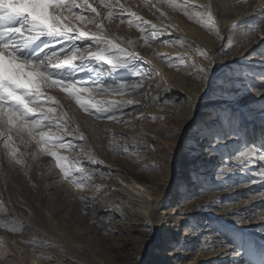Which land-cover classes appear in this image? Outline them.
<instances>
[{"label":"rangeland","instance_id":"374dc122","mask_svg":"<svg viewBox=\"0 0 264 264\" xmlns=\"http://www.w3.org/2000/svg\"><path fill=\"white\" fill-rule=\"evenodd\" d=\"M127 1L128 0H120V3L123 4ZM137 1L140 3L139 9L144 10L147 14L146 16L151 17L153 8L148 7L146 1ZM210 1L213 2L215 7L218 27H223V35H219V38H217L216 33L202 27L201 24L195 20L194 15L203 13L201 12L203 9L189 6L190 15L193 16V19L190 20L183 14V10H171V8L164 4H159V7L162 8V11L165 10L166 13L169 12V15H175L176 19L180 17L177 20L178 22L183 21V23H187L186 25L184 24L185 26L190 28L194 27L196 35L203 41L201 51L207 52L208 50V52H212L213 54L211 55L217 59L210 86L206 89V95L199 100L200 108L197 111V116L200 121H205V125L213 122L217 131L222 134L219 139L220 142H233V144H231L232 146L228 145L223 147L222 152L219 150L214 152L215 149L210 148V146L213 145L211 141L216 139L215 135L217 131L215 130H213L212 133H208L207 136H203L198 140L194 138L192 141L189 140L191 136H193L192 134L196 132L195 130H190L186 135L181 132L183 123L194 113L193 101L197 99L198 93L205 86L206 76L202 74L205 78L200 79L195 76L190 77V75H186L184 85L180 86L181 84H179V79L176 75H173L171 80L169 77L164 78L163 74H178V70L181 69L191 70V62L189 61H186V65H180L178 68L175 63L169 66L166 61H161L160 63L165 73L162 72L158 74L153 66L150 65V68L149 64L148 66L145 64L143 65L137 63L135 60L136 66L145 73L143 86L138 89V91L125 93L123 95L105 93L96 97V99L115 103L131 102L130 107L123 109L119 113L120 118L118 121L107 119L97 120L87 115L82 112L73 101L66 97L65 94L60 93L58 90L50 89L48 94L54 96L62 109L67 113L70 127L75 130L74 127L78 126L85 131L84 134H86V138L88 137V144L85 142L82 144L80 140H78L76 144L80 149L83 145L82 148L84 147V152L87 155L89 153L88 156L91 157V159L95 158L98 161V166H95L97 167V171L103 170L99 171L103 176H105V169L108 168L114 169L120 165L131 168V166L134 165H141L144 170L151 171V173H154L158 167L155 173L158 176L165 177L169 172L172 156L175 153V161L178 164L180 161H183V156H187L188 158L195 156L197 158L200 157L202 163H204L207 157L217 158L219 161L217 160L218 165L215 167V172H223L220 169L224 171L228 170L233 176L229 181L227 179V174L223 175L224 173H221L219 176H223V179H218L219 184H217L220 189L214 191V189L211 190V187L208 188V186L204 191L208 195H212V193L215 192L217 193L213 195H219L223 192L228 195L224 199L219 200L211 210L212 216L209 222L203 218L196 221H201L203 224L209 223V227L204 228V230H209L210 235L207 233L208 236H215V238L210 240L213 241L210 244L211 247L222 246L223 248L225 247V249L228 248L229 256L227 261L222 264H264V195L259 194L264 193V180H262L259 175H253V172L259 173L264 170L261 168V166L264 165V161L257 160L255 163L249 164L246 161L241 162L236 159L239 150H242L245 145L255 144L260 146L264 144V79H261V76H264V39H262V37H264V23H259L257 25V21L264 20V16H257L255 20L248 22L247 25L240 24L241 20L249 18L254 13L258 12L255 10L259 7L257 5L259 0ZM149 2L150 4L156 3V0H149ZM261 2L262 1H260V3ZM250 5L251 8H249ZM114 8L118 14L117 9L119 5L114 3ZM99 11L102 13L106 12L105 9H99ZM240 16L242 17L241 19L239 18ZM235 19L237 20L234 25L238 24L239 26L231 31L229 25L234 23ZM118 20L119 16L115 15L110 25L119 32V36H122L123 46L130 48L127 43L124 42L123 33L120 35L122 31ZM250 25L255 26L254 32L251 35L248 34ZM200 34L201 37L199 36ZM229 39H231V42H229ZM138 41L143 43V39L141 38H139ZM141 43H138L135 48L139 50L138 47H141ZM171 47L172 45L170 46L172 50L173 48ZM221 65H223V67H220ZM121 74L125 75L129 81L138 79V77L126 72V70H122L114 74V76ZM114 76L105 77V79L111 80ZM181 88L183 91L179 92ZM215 88H217L218 91L216 95H218L219 98L217 99H221L219 100L220 105L222 104L224 106L221 108H213L210 112L211 117L205 119L206 117H203V113L207 109L203 105H205L207 101L212 100L211 95ZM258 88L261 90L258 91ZM220 105L218 104V106ZM153 117L156 119H153ZM160 117H163V119H160ZM79 135L81 134H78V136ZM125 148L130 151L124 152ZM140 152L144 154L137 155V153ZM68 153L71 154L69 151L67 153L63 152L62 154L68 156ZM41 160L48 163V166L55 172L56 181L61 183V190L56 196H51L50 193L52 191H49L45 186H40V192L46 193V197L43 201L45 203L50 198L54 197L53 214L55 223L58 225L60 224L59 226L62 230L63 227L66 228L67 232H69L66 234L71 235L78 231L79 224L81 223V216L77 211L71 210L72 195L68 190L70 184L59 178L58 170L55 169L54 162L51 161L50 157H41ZM27 163L29 164L27 170L28 176L34 177V180L39 183L40 174L42 172L41 162H28L27 160ZM5 165L8 172H10L8 180L6 181L0 176V242H2L0 243V264H31L29 263V258L35 259L33 262L36 263L38 261L37 255H34L31 250H26L24 248H26L25 246H33V242L35 241L33 239L38 236L39 232H47V221L43 217L37 215L33 207L29 205V202H26L29 196L28 193L23 190L20 192L18 189L25 185V183L20 185L23 179L26 178L23 171L6 159ZM235 165H237V167H234ZM15 174L17 177L16 180L13 181ZM252 180L258 182L255 184L249 183ZM6 183L7 188L5 187ZM13 184H16V186ZM108 185L109 184H104L100 186L108 191L106 187ZM9 186H13L14 189H17V193L10 192ZM110 189L115 191L119 190V187L112 186ZM177 191L179 193V188L175 189V192ZM178 193H176V195H178ZM79 196L81 195L79 194ZM19 197H21V203L16 202ZM224 203H226V206H224ZM228 207H234L237 214L232 216V218L236 220L229 221L230 226L226 228L224 227L222 215ZM109 208L110 210H119L120 205L112 204ZM197 224L199 225V223ZM21 225H23V227H21ZM14 228H19L20 230L16 232L11 231V229ZM99 229L101 230L99 236L100 246L105 248V250L107 249V255H110L111 248L120 247L117 241L120 239L119 234L122 231L116 232L115 230H111L113 228L105 229L103 227ZM48 232L47 234L49 237H54L55 240H58L57 236H52L50 231ZM22 235L26 238V241H28V244L24 243L22 246L15 244V242L11 240H6L5 242L3 238L4 236L10 238L11 236ZM59 242L60 244L58 246L60 247L66 245L62 240ZM202 244L203 241L200 238L198 240L196 239L191 246L186 245L181 253H187L188 255L181 258L182 262L193 260V254L198 247L199 250L194 254L195 257L198 254L203 257V252H206V255H208L218 250L217 247L212 250L211 248L203 250ZM162 248V251L172 248L174 252L178 249L177 245L173 246V244L166 246V248ZM160 249L161 248L153 250L152 248L148 255L151 257L154 254V257H158ZM236 253L239 254L237 255ZM60 254L66 255L67 249H62ZM48 257H50V259L47 257L46 259L50 260L52 264H57L54 254H50ZM175 259L177 260V258ZM152 262L153 260L151 259L149 264H154Z\"/></svg>","mask_w":264,"mask_h":264},{"label":"bare ground","instance_id":"6f19581e","mask_svg":"<svg viewBox=\"0 0 264 264\" xmlns=\"http://www.w3.org/2000/svg\"><path fill=\"white\" fill-rule=\"evenodd\" d=\"M143 1H146L148 3V7H150L149 0ZM260 1L262 2L260 3ZM176 2L184 4V0H176ZM123 4L127 9H130L137 16L141 17V23L143 20L149 21L148 25H144L145 31L143 33L145 38L148 39V43L145 44L144 40L143 43H141L138 39L141 38L142 33L138 32L135 27H129L127 24V20L131 19V17L128 16L127 12H124L121 16L120 8L117 9L118 14L116 13V15L119 16L118 23L119 26H121L120 29L122 31L120 32V35L123 33L124 42L126 43L128 40L133 41V45L130 48H127L130 52H135L137 54V63H141L143 65L145 64L147 66L149 64V67L150 65L153 66L155 71L158 74H161L162 72L165 73L160 63L161 61L173 60L178 56H185L186 61L191 62V65L194 64L195 68H208V72L204 74L206 76V84L198 93L197 99L193 101L194 113L183 123L181 126V132L186 135L190 130H195L196 132L192 134L193 136H191V139L189 140L192 141L194 138H197L198 140L203 136H207L208 133H212L213 130L217 131L213 122L205 125V121H200L197 116V111L200 108L199 100L206 95V89L210 86V81L212 80V76L214 74L217 59L214 58L212 66H209L207 61L197 54V49L201 50L203 41L198 37V35H196L195 28L185 26L187 23L185 24L183 21L178 22L177 20L180 17H177L176 19L175 15H169V12L166 13L165 10V12L162 11L159 4L157 6L160 11L165 13L164 16H160V13L155 9L151 12V17L146 16L147 14L145 11L139 9L140 3L137 0H128ZM263 4L264 0H259L257 2L259 7L255 11H258L260 7L264 6ZM188 5L203 9L201 12H205V8L203 6L210 5L213 17L216 20L215 7L212 1L188 0ZM249 8H251V5ZM77 11L79 10L77 9ZM257 13L258 12L254 13L249 18L241 20L240 24L247 25L248 22L255 20ZM239 18L241 19L242 17L240 16ZM121 19H124L125 23L122 24L120 22ZM236 20L237 19L234 20V23L229 25L231 31L235 28L232 26L235 24ZM104 23L108 25V29L114 36L120 38L122 37L119 36V32L113 29L114 27L110 25L108 21H105ZM152 24L156 25L155 31L158 32L156 39L151 38V33L154 31L151 28ZM217 28L219 30V35L222 36L223 27H218V22ZM199 36L201 37V34ZM177 39L183 40L185 42L184 46L176 44L175 41ZM229 42H231V39H229ZM138 43H141V47H138L139 50L135 48ZM171 45V48H173L172 50L170 49ZM207 54L209 56H213L211 55L213 53L210 51L208 52V50ZM220 67H223V65ZM195 68L191 66V70H178V74L165 73L163 74V77L171 78L173 75H176L179 79V84H181L180 86H183L186 81L185 76L194 72ZM217 88L213 90L211 95L212 100L207 101L205 105H203L207 109H205L206 111L203 113V117H206L205 119L211 117L210 112L213 108H221L224 106L222 104L220 105L219 100L221 99H217L219 98L218 95H216L218 92ZM181 91H183L182 88L179 92ZM218 104L220 106H218ZM74 128V132L77 136L78 134H81L84 137L82 144L83 142L88 144V137L86 138V134H84L85 131L78 126ZM221 135L222 134L217 131L215 135L216 139L211 141L213 145L210 146V148H214V152H217L218 150L222 152L223 147L233 144V142H220L219 139ZM65 139L73 140L74 138L66 137ZM77 141L78 140H74L75 143ZM82 146L81 149L75 147L69 150L71 154L68 153V157L71 160L80 161L81 166L84 167L93 177V179L85 181L86 187L83 190H76L72 185H70V188L68 189L72 195L71 210L77 211L81 216V223L79 224L78 231L72 233L71 235L66 234L69 233L66 228L63 227L62 230L59 226L60 224L58 225L55 223L53 214L54 197L50 198L45 203L43 201L46 197V193L44 194V192H40V186H45L49 189V191H52L50 193L51 196H56L61 190V183L59 181L53 183L56 179L55 172L52 171V169L51 171H48L47 168L42 166L39 183L34 180V177L28 176L30 177L32 184L36 185L35 188H33L28 182V178H24L23 182L20 183V185L25 183L24 186L18 188L20 192L23 190L29 195L26 202H29V205L33 207V210L37 215L43 217L47 221V232H39L38 236L33 239L35 240L33 242V246H25L26 248H24L26 250H31V252L38 257V261L36 263L33 262L35 259L28 257L30 259V262L28 261L29 263L52 264L50 260L46 259V257L49 258L48 256L50 254L55 255V262L57 264L60 260L65 261L66 264H149L151 259L154 264H222L227 261L229 256L228 248L225 249V247L223 248L222 246L211 247L210 245L213 242L210 240L215 238V236H208V234L210 235L209 230H204V228L209 227V223L203 224L201 221H196L203 218L209 222V219L212 216L211 210L215 207L219 200L224 199L228 195L225 192L219 195H213L217 192L212 193V195H208L204 191V189L208 186V188L211 187L210 189H214V191L220 189L217 184H219L218 179H223V176H219L221 173H224L223 175L227 174L228 180L233 176V174H231L228 170L224 171L223 169H220L223 172H215V167L218 165L217 158L207 157L204 163H202V159H200V157L197 158L195 156L188 158L187 156H183V161H180L178 164L175 161V153L172 156L169 172L165 177L160 175L158 176L155 173L158 170V167L154 173H151V171L144 170L141 165H134L131 166V168H126L121 165V167L117 166L114 169L108 168L105 169V176H103L102 173L99 172L103 170L101 169L97 171V167L95 166H98V161L95 158L91 159V157L88 156L89 153L87 155L83 150L84 147L82 148ZM28 151L31 152V149ZM67 152L68 151H66V153ZM27 160L28 162L33 161L30 156L27 157L26 161ZM93 160L96 161V163H93ZM234 167H237V165ZM119 168L123 169L121 170ZM9 172L5 165V159L0 158V176L5 181L8 180ZM16 177L17 176L15 174L13 181L16 180ZM104 184H109L106 186L108 191L100 186ZM13 185L16 186V184ZM137 185L140 187H137ZM112 186L119 187V190L114 191L110 189ZM5 187L7 188V183ZM97 187H99V191H95ZM141 188L143 189L142 191ZM178 188L179 193L178 191L175 192V189ZM9 191L17 193V189H14L13 186H9ZM176 193H178V195H176ZM79 194L87 197L89 201L93 198L95 199L94 203H88L87 214L84 212L85 203L80 199L75 198L81 197ZM16 202L21 203V197H19ZM112 204H119L120 209L110 210L109 206ZM224 206H226V203H224ZM234 214H237L234 207H228L225 210L222 215L224 227L227 228L230 226L229 221L236 220L232 218ZM90 221H95V225L98 226H93ZM197 223H199V225ZM146 226L150 229V231L145 230ZM102 227L105 229L113 228L111 230H115L116 232L122 231L119 234L120 239L117 241L120 244V247L111 248L110 255H107V249L105 250V248L100 246L101 243L99 236L101 234V230L99 228L102 229ZM48 231H50L52 236H57L58 240H62L67 246H58L60 242L55 240L54 237H49L47 234L49 233ZM3 238L5 239V242L6 240H11L14 241L15 244L21 246L24 243L28 244V241H26V238L23 237V235L11 236L10 238L4 236ZM200 238L203 241V250L210 248L212 250L216 247L218 250L213 251L208 255H206V252H203V257L199 254L195 257L194 254L199 250V247L197 246L198 248L192 257L193 260L189 262H182L181 258L188 254L181 253V251L183 252L186 245L191 246L196 239L198 240ZM172 244L173 246L177 245L178 249L176 252H174V250L172 251V248L162 251V247L166 248V246ZM64 248L67 249L66 255L60 254L61 250ZM152 248L153 250L161 248L158 257H154V254V256L152 255L151 257L148 255ZM175 258H177V260Z\"/></svg>","mask_w":264,"mask_h":264},{"label":"snow or ice","instance_id":"6c2138e0","mask_svg":"<svg viewBox=\"0 0 264 264\" xmlns=\"http://www.w3.org/2000/svg\"><path fill=\"white\" fill-rule=\"evenodd\" d=\"M114 3L119 5L121 16L127 12L131 17L127 20L128 26L141 32V39L147 44L148 39L143 33L144 25H148L149 21L141 23V17L127 9L120 0H98V5L97 0H0V158L18 166L33 188L36 185L28 177V156L33 161H40L48 171L51 168L41 157H50L59 178L76 190H83L85 181L93 179L80 161L70 160L62 154L78 147L74 140L83 141L84 137L77 136L70 127L67 113L56 98L48 94L50 89L65 94L82 112L97 120L118 121L119 113L130 107L131 102L115 103L96 97L105 93L123 95L136 92L143 86L145 73L134 62L137 54L124 47L122 39L114 36L104 23H111L116 15ZM157 4H164L172 10H183L188 19H193L188 0H184V4H178L176 0H156V3L150 4L160 16H164ZM203 7L205 12L197 13L195 20L219 38L211 6ZM99 9H105L106 13ZM257 16H264V6L259 8ZM120 22L125 23L124 19ZM259 23H264V20H258L257 25ZM254 27L250 25L249 35L253 34ZM151 28L154 30L151 38L156 39V25L152 24ZM175 43L185 44L181 39ZM127 44L131 47L133 41L128 40ZM197 54L212 66L213 56L199 49ZM166 63L169 66L175 63L178 68L186 63V59L185 56H178L166 60ZM191 66L195 68L194 64ZM122 70L138 79L129 81L123 74L114 76ZM207 72L208 68L200 67L189 75L204 79L202 74ZM113 76L111 80L105 79ZM66 137L74 139L66 140ZM129 151L124 149V152ZM236 159L249 164L264 161V144L245 145ZM261 168L264 169V165ZM253 175H259L264 180V170L253 172ZM257 182L252 180L249 183ZM99 190V187L95 189ZM78 199L85 203L84 212L87 214L88 203H94L95 199L89 201L84 196ZM90 223L98 226L95 221ZM19 230L11 229L14 232ZM145 230L150 231L147 226ZM58 264L66 262L60 260Z\"/></svg>","mask_w":264,"mask_h":264}]
</instances>
